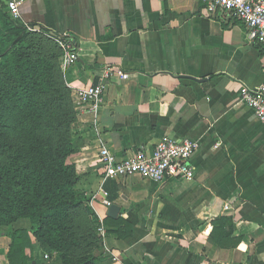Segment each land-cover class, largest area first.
Listing matches in <instances>:
<instances>
[{"label": "crops", "instance_id": "1", "mask_svg": "<svg viewBox=\"0 0 264 264\" xmlns=\"http://www.w3.org/2000/svg\"><path fill=\"white\" fill-rule=\"evenodd\" d=\"M19 13L77 54L64 64L60 48L58 61L76 112L66 163L101 223L96 264H264V126L239 94L264 83V49L244 25L197 0H23ZM116 68L129 78H103ZM102 78L97 111L78 107L76 92ZM164 137L198 141L192 179L104 178L100 148L122 158ZM105 198L130 237L104 223ZM9 244L0 237V264Z\"/></svg>", "mask_w": 264, "mask_h": 264}, {"label": "trees", "instance_id": "2", "mask_svg": "<svg viewBox=\"0 0 264 264\" xmlns=\"http://www.w3.org/2000/svg\"><path fill=\"white\" fill-rule=\"evenodd\" d=\"M0 237L8 264H96L101 223L79 176L66 163L75 153L76 112L59 66L60 47L45 31H28L0 0ZM221 218L211 238L220 244ZM119 239L130 224L107 217Z\"/></svg>", "mask_w": 264, "mask_h": 264}, {"label": "built area", "instance_id": "3", "mask_svg": "<svg viewBox=\"0 0 264 264\" xmlns=\"http://www.w3.org/2000/svg\"><path fill=\"white\" fill-rule=\"evenodd\" d=\"M7 11L13 20H19V9L23 0H4ZM204 5L206 17H214L218 14H225L228 17L238 20L246 28L248 38L264 49V0H197ZM28 31L40 32L39 29ZM45 36L55 42L63 51V63L71 64L76 61L77 54L69 43L61 37L52 33H45ZM115 74L122 80H127L129 75L119 69H107L103 78ZM103 78L96 86L79 89L76 92V105L86 106L90 112L95 113L101 102L103 94ZM240 101L249 108L256 119L264 126V83L255 87H241ZM198 141L189 139H174L164 137L160 139L149 151H140L130 156L118 158L106 147L99 149V161L104 170L105 179H119L138 176L154 183H162L168 178H179L190 180L194 171L189 165L192 155L198 150ZM106 195V193H104ZM102 203L110 207L111 203L105 198ZM102 235V227L98 229ZM44 260L48 256L44 255Z\"/></svg>", "mask_w": 264, "mask_h": 264}, {"label": "water", "instance_id": "4", "mask_svg": "<svg viewBox=\"0 0 264 264\" xmlns=\"http://www.w3.org/2000/svg\"><path fill=\"white\" fill-rule=\"evenodd\" d=\"M119 213V208L115 205H111L108 208L107 215L111 218H115Z\"/></svg>", "mask_w": 264, "mask_h": 264}, {"label": "rangeland", "instance_id": "5", "mask_svg": "<svg viewBox=\"0 0 264 264\" xmlns=\"http://www.w3.org/2000/svg\"><path fill=\"white\" fill-rule=\"evenodd\" d=\"M0 26H1V28H2V26H3V23L1 24V22H0ZM38 255H39V256H41V254H39V253H38ZM45 255H47V256H48V254H47V253H45Z\"/></svg>", "mask_w": 264, "mask_h": 264}]
</instances>
